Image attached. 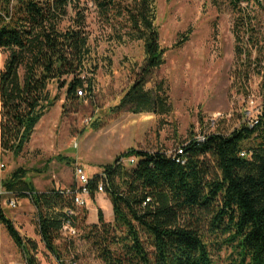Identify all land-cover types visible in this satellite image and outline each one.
<instances>
[{
    "label": "trees",
    "instance_id": "16d2710c",
    "mask_svg": "<svg viewBox=\"0 0 264 264\" xmlns=\"http://www.w3.org/2000/svg\"><path fill=\"white\" fill-rule=\"evenodd\" d=\"M210 1L231 13L239 86L250 95L251 78L259 80L256 123L244 115L229 132L200 134L203 141L192 136L177 156L174 151L136 148L117 155L87 186L93 199L103 185L112 221H105L99 210L97 222L85 224L72 198L56 188L36 190L21 168L12 172L2 184L18 199L30 200L41 241L58 264L79 259L75 237L62 234L67 222L96 264H223L222 253L231 264H264V0ZM91 8L110 40L143 43L140 72L116 111L167 110L163 82L146 89L166 52L154 0H0V51L5 54L0 70L2 156H17L30 142L57 100L50 95V84L65 88L68 102L78 100L79 90L92 93L97 66L91 62L87 24ZM189 33L176 45L186 42ZM68 208L74 214L68 215ZM0 222L25 263L38 264L35 244L21 237L2 212Z\"/></svg>",
    "mask_w": 264,
    "mask_h": 264
},
{
    "label": "rangeland",
    "instance_id": "374dc122",
    "mask_svg": "<svg viewBox=\"0 0 264 264\" xmlns=\"http://www.w3.org/2000/svg\"><path fill=\"white\" fill-rule=\"evenodd\" d=\"M154 6L160 44L166 52L164 64L146 89L154 90L163 82L162 96L167 110L138 114L126 108L116 111L140 72L143 43L110 40L109 31L102 27L91 8L87 24L91 62L97 66L92 93L84 91L78 100L68 102L65 88L50 84L51 97L57 96L54 106L38 122L21 154L4 155L0 180L21 168L38 191L69 188L78 184L76 168L91 178L102 172L103 165L130 148L171 154L192 136L229 132L242 122L244 115L248 120L258 119L259 80L251 78L250 95L239 86L229 9L224 6L218 9L210 0H154ZM187 32H190L188 40L176 45ZM4 56L2 53V61ZM79 209L81 217L85 216V224L96 223L99 210L105 221L113 218L111 201L104 192L96 193L93 199L86 198V206ZM5 216L21 237L35 244L38 264H58L41 241L35 209L28 198L19 199L17 207L5 211ZM74 239L78 264H96L92 255L85 254L87 246L79 235ZM0 242L4 247L15 245L2 223ZM222 256L223 264H231L228 255ZM6 258L8 264H26L18 248ZM0 264H7L6 259L2 257Z\"/></svg>",
    "mask_w": 264,
    "mask_h": 264
},
{
    "label": "built area",
    "instance_id": "2783aa9c",
    "mask_svg": "<svg viewBox=\"0 0 264 264\" xmlns=\"http://www.w3.org/2000/svg\"><path fill=\"white\" fill-rule=\"evenodd\" d=\"M82 91H78V95H82ZM256 123V120L253 121ZM252 122V123H253ZM201 141L204 140L202 136L198 137ZM183 147L181 145L177 146L174 149L175 156L182 154L183 152ZM131 164L135 162L134 158L131 157L128 159ZM76 175L78 178V184H75V188H56L57 190L60 191L61 194L68 196L72 198L73 205L76 209L78 208H84L86 206V198L89 197V191H88V181L89 178L86 177L83 173V170L81 168H76ZM104 192V187L102 184L98 185L97 188V193H103ZM19 203V199L16 196L15 193L8 191L3 184L0 183V212H3V208L7 207L9 209H14L17 207ZM66 213L68 215L74 214V210L72 208L66 209ZM62 234L64 237H75L78 234V231L75 227H73L70 222H67L63 225L62 227ZM66 264H77V262L73 258H68L65 260ZM102 264V263H98Z\"/></svg>",
    "mask_w": 264,
    "mask_h": 264
},
{
    "label": "crops",
    "instance_id": "0c3cea01",
    "mask_svg": "<svg viewBox=\"0 0 264 264\" xmlns=\"http://www.w3.org/2000/svg\"><path fill=\"white\" fill-rule=\"evenodd\" d=\"M4 60H5V56H4ZM3 63L4 61H2V52L0 51V70L3 66ZM4 156L1 155V149H0V177L3 175V171H2V159H3ZM4 180V179H3ZM3 180H0V182L2 183ZM11 209L7 208V207H4L3 208V215L5 216V211L10 212ZM6 218H8L7 216H5ZM9 219V218H8ZM94 222V221H93ZM1 223V222H0ZM21 236V235H20ZM15 244V243H14ZM16 250L17 249V246L16 245H11L10 246H6L4 247V245L0 242V263H1V258H5L6 259V262L7 264L9 263V261L7 260L6 257H9V254H12L13 253V250ZM9 259V258H8ZM11 260V259H10Z\"/></svg>",
    "mask_w": 264,
    "mask_h": 264
}]
</instances>
